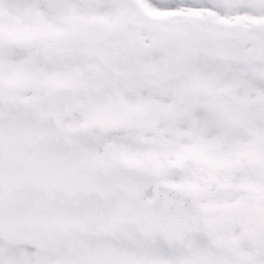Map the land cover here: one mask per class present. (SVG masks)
<instances>
[{"label": "snow or ice", "instance_id": "snow-or-ice-1", "mask_svg": "<svg viewBox=\"0 0 264 264\" xmlns=\"http://www.w3.org/2000/svg\"><path fill=\"white\" fill-rule=\"evenodd\" d=\"M0 264H264V0H0Z\"/></svg>", "mask_w": 264, "mask_h": 264}]
</instances>
